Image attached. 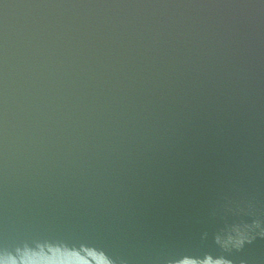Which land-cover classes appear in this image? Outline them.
Here are the masks:
<instances>
[{
  "label": "water",
  "instance_id": "1",
  "mask_svg": "<svg viewBox=\"0 0 264 264\" xmlns=\"http://www.w3.org/2000/svg\"><path fill=\"white\" fill-rule=\"evenodd\" d=\"M0 264H264V0H0Z\"/></svg>",
  "mask_w": 264,
  "mask_h": 264
}]
</instances>
